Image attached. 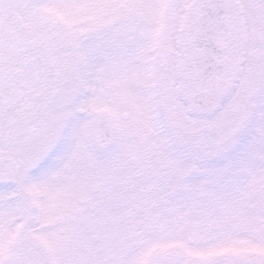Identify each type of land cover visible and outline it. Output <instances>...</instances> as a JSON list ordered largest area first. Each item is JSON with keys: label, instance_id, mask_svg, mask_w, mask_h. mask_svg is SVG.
Wrapping results in <instances>:
<instances>
[{"label": "snow or ice", "instance_id": "1", "mask_svg": "<svg viewBox=\"0 0 264 264\" xmlns=\"http://www.w3.org/2000/svg\"><path fill=\"white\" fill-rule=\"evenodd\" d=\"M0 264H264V0H0Z\"/></svg>", "mask_w": 264, "mask_h": 264}]
</instances>
